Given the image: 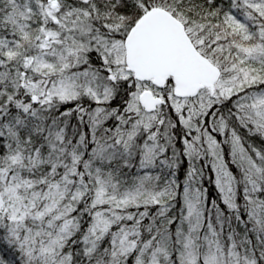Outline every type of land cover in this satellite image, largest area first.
<instances>
[{
  "label": "snow or ice",
  "instance_id": "snow-or-ice-1",
  "mask_svg": "<svg viewBox=\"0 0 264 264\" xmlns=\"http://www.w3.org/2000/svg\"><path fill=\"white\" fill-rule=\"evenodd\" d=\"M0 264H264V0H0Z\"/></svg>",
  "mask_w": 264,
  "mask_h": 264
}]
</instances>
